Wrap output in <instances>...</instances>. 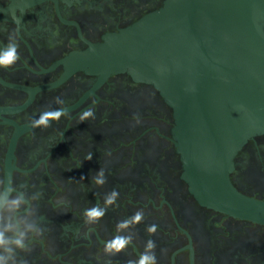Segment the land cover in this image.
Returning <instances> with one entry per match:
<instances>
[{
  "label": "flooded vegetation",
  "instance_id": "flooded-vegetation-1",
  "mask_svg": "<svg viewBox=\"0 0 264 264\" xmlns=\"http://www.w3.org/2000/svg\"><path fill=\"white\" fill-rule=\"evenodd\" d=\"M166 0H0V49L18 45L20 59L0 68V178H12L33 201L43 229L17 250L27 264H127L156 243L157 264H264V225L203 206L192 194L176 146L175 119L159 91L126 73L106 80L78 69L76 57L104 44ZM63 100L57 104L56 98ZM91 107L94 118L80 122ZM70 113L32 127L45 110ZM92 153V159L86 156ZM231 174L243 195L264 203V134L238 152ZM104 169L106 183L92 178ZM84 178H81V177ZM98 222L85 209L105 207ZM142 210L144 220L117 232ZM157 225L155 234L147 227ZM127 248L106 254L115 235Z\"/></svg>",
  "mask_w": 264,
  "mask_h": 264
},
{
  "label": "water",
  "instance_id": "water-1",
  "mask_svg": "<svg viewBox=\"0 0 264 264\" xmlns=\"http://www.w3.org/2000/svg\"><path fill=\"white\" fill-rule=\"evenodd\" d=\"M76 60L102 80L126 73L153 85L173 111L192 194L264 225V203L231 182L238 152L264 134V0H166Z\"/></svg>",
  "mask_w": 264,
  "mask_h": 264
},
{
  "label": "clouds",
  "instance_id": "clouds-1",
  "mask_svg": "<svg viewBox=\"0 0 264 264\" xmlns=\"http://www.w3.org/2000/svg\"><path fill=\"white\" fill-rule=\"evenodd\" d=\"M18 45L11 41L8 45L0 49V68H10L19 59L17 51ZM57 104H63V100L56 98ZM70 113L64 108L45 110L41 112L38 118L32 120L31 126L50 127L51 121H58L62 116H69ZM95 113L91 107L84 109L80 115V122H84L89 118H94ZM87 160L92 159V153L86 156ZM81 178H84L83 176ZM96 185L102 186L106 183L104 169L100 168L92 178ZM39 194L28 196L26 192L18 190L13 184L12 178H0V264H27L26 260H17V250H29L27 243L32 235H41L43 229L40 227L35 218V208L33 201L38 198ZM119 193L112 190L105 197V207L98 204L91 208L85 209L84 216L87 223L98 222L104 217L107 206L116 203ZM144 220L142 210L136 211L131 217L117 223V232H123L133 225H137ZM157 225L152 224L147 227L149 234H155ZM132 242L131 236L115 235L104 245V251L109 255H116L124 251ZM156 243L149 239L145 244V251L140 254L139 259L129 260L127 264H157L155 255Z\"/></svg>",
  "mask_w": 264,
  "mask_h": 264
}]
</instances>
